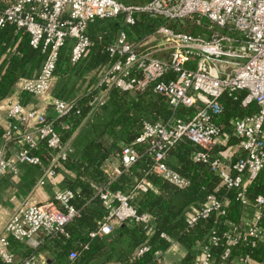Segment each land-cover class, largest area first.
<instances>
[{
	"label": "built area",
	"instance_id": "2783aa9c",
	"mask_svg": "<svg viewBox=\"0 0 264 264\" xmlns=\"http://www.w3.org/2000/svg\"><path fill=\"white\" fill-rule=\"evenodd\" d=\"M96 20L120 22L106 46L110 61L88 73L72 99H54L45 111L36 103L26 108L23 93L41 99L50 91L57 79L60 50L68 40L73 42L72 64L80 62L94 45L88 29ZM142 21L154 25L144 35L136 31ZM6 25L28 33L31 45L42 48L46 60L37 73L20 78L13 87L17 98L10 105L0 144V182L7 175L19 174L23 165H40L41 156L33 151L41 143L50 149V157L37 186L56 178L60 161H66L74 150L70 143L77 133L64 143L57 124L63 130L72 129L73 115L81 112L76 101L84 92H90L86 105L91 117L106 104L112 89L134 95L152 91L172 108V116L166 121H143L139 135L130 143H121L120 150L105 160L103 171L109 183L92 186L106 216L90 237L111 235L114 221L139 224L148 236L155 234V217L138 213L131 200L135 191H157L147 178L150 174L179 189L190 185L187 177L168 164L170 151L187 139L199 147L195 161L207 165L226 190L221 197L209 194L193 209L186 220L188 227L227 217L229 192L234 193L241 212L238 222L225 219L222 226L210 230L208 241L196 246L194 264H264V256L254 257L255 249L264 243V191L250 196L252 184L264 177V0H151L143 5L117 0H15L0 9V28ZM195 28L199 33H192ZM239 91H245L243 106L256 104L259 111L236 120L238 148L225 157L215 153L223 135L216 119L224 109L222 96ZM30 124L35 127L21 132V127ZM15 134L26 147L9 154L8 142ZM144 156L150 160L145 176L129 193L112 191L109 185ZM74 200L75 192L70 189H56L53 199L45 203L24 199L0 236V259L8 264H46L34 255L17 261L8 237L37 248L44 236L67 234L66 227L82 214ZM161 237L176 245L166 233ZM219 248L222 252L217 255ZM148 249V245L141 247L137 255ZM79 256L80 252L72 251L68 259L72 264Z\"/></svg>",
	"mask_w": 264,
	"mask_h": 264
},
{
	"label": "trees",
	"instance_id": "16d2710c",
	"mask_svg": "<svg viewBox=\"0 0 264 264\" xmlns=\"http://www.w3.org/2000/svg\"><path fill=\"white\" fill-rule=\"evenodd\" d=\"M15 0H0V9L8 6ZM126 5H143L151 0H117ZM118 20H96L88 29V33L95 41L86 54L77 64L71 63L72 41L68 40L61 48L55 74L57 79L48 94L41 99L23 93L22 103L26 108L32 107L36 102L44 101L42 111L48 110L54 99L70 100L75 97L77 86L88 73L96 68H102L110 61L106 46L119 29ZM154 28L148 21L136 25L139 34H147ZM193 34L199 33L197 28L191 30ZM190 31V32H191ZM31 37L22 30H17L14 25L0 28V101L8 98L15 83L22 77H30L37 73L44 61L46 53L42 48L31 45ZM90 92H84L77 99L81 112L73 115V127L63 130L59 124L57 129L62 134V141L67 143L72 139L75 150L66 161H60L56 178L48 184H55L58 189H70L75 192L74 204L82 210L79 218L66 227L67 234H58L54 237L44 236L37 248H32L26 242L8 237L9 249L17 261L32 255L48 253L49 264H71L68 259L70 252L78 251L80 256L72 264H159L158 258L164 260L166 253L172 245L161 237L166 233L185 250V255L180 264H194L198 256L196 246L208 241L210 230L225 219L238 222L240 220V207L234 200V193L229 192L231 199L227 217H213L201 220L194 227L189 228L187 218L190 212L203 204L209 194L219 197L226 194V190L205 164L194 159L199 147L187 139L180 141L169 153V166L190 180V185L179 189L155 175L147 178L157 191H135L131 204L138 213H150L155 217L156 232L148 236L143 226L139 224H123L113 222L114 231L104 237H90L95 232L101 221L106 216V210L92 184L108 185L109 178L103 171L105 160L113 153L120 150L121 143H130L140 133L143 121H166L172 116V108L164 99L152 91L142 95H134L112 89L109 92L106 104L94 115L89 117L90 107L86 103L90 99ZM245 91L229 94L221 98L223 112L216 119L221 126L223 135L215 153L228 157L238 148V140L234 137V124L237 119L258 113L256 104L243 106L242 100ZM9 111V110H8ZM0 124V144L2 135L9 122ZM183 113V111H180ZM35 127V126H34ZM32 125H24L21 132ZM12 136L8 142L9 151H18L26 147L18 137ZM11 154V153H9ZM13 154V152H12ZM33 154L41 156L40 165H26L35 170L37 178L42 176L50 157V149L45 143L39 144ZM150 160L142 157L136 165L124 172L113 181L109 187L112 191L129 193L135 182L141 180L149 169ZM25 166V165H23ZM27 167V168H28ZM264 191V177L260 176L250 187L251 198ZM54 195V193H53ZM85 245H88L85 248ZM148 245L149 249L138 256L137 250ZM222 249H216L220 255ZM264 256V243H260L254 251V257L261 259ZM0 264H8L0 259ZM15 264V263H13Z\"/></svg>",
	"mask_w": 264,
	"mask_h": 264
},
{
	"label": "crops",
	"instance_id": "0c3cea01",
	"mask_svg": "<svg viewBox=\"0 0 264 264\" xmlns=\"http://www.w3.org/2000/svg\"><path fill=\"white\" fill-rule=\"evenodd\" d=\"M16 91L13 88L11 95L0 101V124H4L7 119V111L10 108L12 102L17 98ZM44 101L36 102L40 104L41 109ZM75 150V149H74ZM14 151H9L12 154ZM22 166L20 173L17 175H7L0 182V236L4 232V227L14 213L17 207L24 199H29L33 204H40L51 201L53 199V193L57 186L55 184H48L45 186H37V182L33 179L36 178L35 170L32 167ZM185 255V250L179 245L172 246V248L166 253L164 260L159 264H180ZM40 260L49 264L50 256L48 253H40L38 256Z\"/></svg>",
	"mask_w": 264,
	"mask_h": 264
},
{
	"label": "rangeland",
	"instance_id": "374dc122",
	"mask_svg": "<svg viewBox=\"0 0 264 264\" xmlns=\"http://www.w3.org/2000/svg\"><path fill=\"white\" fill-rule=\"evenodd\" d=\"M70 144H71L72 149H75V148L73 147V144H74V143L71 142Z\"/></svg>",
	"mask_w": 264,
	"mask_h": 264
}]
</instances>
